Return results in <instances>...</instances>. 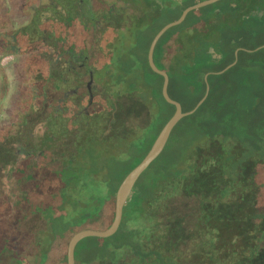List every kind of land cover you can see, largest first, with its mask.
Returning a JSON list of instances; mask_svg holds the SVG:
<instances>
[{
    "label": "trees",
    "instance_id": "obj_1",
    "mask_svg": "<svg viewBox=\"0 0 264 264\" xmlns=\"http://www.w3.org/2000/svg\"><path fill=\"white\" fill-rule=\"evenodd\" d=\"M96 1L20 0L30 20L0 22V56L25 57L18 121L0 129V264H67L75 233L112 224L119 185L175 112L148 51L203 0H132L134 20ZM195 13L218 38H174ZM263 37L264 0H220L160 38L154 60L183 111L209 94L138 179L118 231L81 240L75 264H264Z\"/></svg>",
    "mask_w": 264,
    "mask_h": 264
},
{
    "label": "water",
    "instance_id": "obj_2",
    "mask_svg": "<svg viewBox=\"0 0 264 264\" xmlns=\"http://www.w3.org/2000/svg\"><path fill=\"white\" fill-rule=\"evenodd\" d=\"M218 1H220V0H203V1H200L198 3H195L193 5L186 7L178 19L165 24L154 36V38L150 44L149 51H148L149 65L153 69V71H155L156 73H158L164 77L163 86H162V93H163L165 99L169 103L175 105V112L173 113L171 118L165 123V125L163 126L161 131L159 132L158 136L156 137L152 147L150 148V150L148 151L146 156L142 159V161L139 164H137L124 177L121 184L119 185L117 192H116V197H115V215H114V219L112 221V224L105 230L84 229V230H81V231L75 233L71 237V239L68 243L67 264H75L76 246L84 238L90 237V236L110 237L118 231V229L121 225V222H122L125 204L127 203L128 199L130 198L132 193L134 192L136 183H137L138 179L140 178V176L143 174V172L145 170H147V168L152 164V162L154 160H156L161 155V153L164 151V149H165V147L169 141V138L171 136V133L174 130L175 126L179 123V121L182 118L194 113L198 109V107L204 102V100L207 98L209 91H210L209 83H207V85H206V91H205L204 96L198 101L196 106L189 111H183L182 104L178 100L173 99L168 92V87H169V83H170L169 74L165 70L159 68L156 65L155 60H154V51H155L156 45H157L158 41L160 40V38L170 28L181 24L187 18L188 14L191 11L199 9L203 6L218 2ZM262 14H263V11L260 12V15H262ZM262 47H264V45L258 47L257 49L262 48ZM239 50L240 49L236 50V55L238 54ZM210 51L212 53H214L215 49L213 47H211ZM236 61L237 60H235L233 63L229 64L227 67H225L220 72H224L227 69H229L231 66H233L236 63Z\"/></svg>",
    "mask_w": 264,
    "mask_h": 264
},
{
    "label": "rangeland",
    "instance_id": "obj_3",
    "mask_svg": "<svg viewBox=\"0 0 264 264\" xmlns=\"http://www.w3.org/2000/svg\"><path fill=\"white\" fill-rule=\"evenodd\" d=\"M106 1L108 2V4H110L114 0H106ZM216 10L219 9L217 8ZM193 15L195 16H193L192 20L197 19L193 25L194 27H197L199 25L197 28L198 31H196L194 28L189 29L188 37H185L188 33L187 32L184 33L183 37L181 38H218L216 35L217 34L216 31L214 33L212 32V29L215 30L218 26V24H215V26L212 27L211 24L212 18L208 19V22L206 21V24L204 23L205 24L204 26L201 20L203 17L200 16V14L196 15V13ZM1 20L8 23L10 27L16 28L23 24H26L30 20V15L20 7V0H0V22ZM220 21L221 20H218V22ZM224 24H226L227 27L226 26L225 27L227 28V33L230 36H234L235 32L239 31L244 34H246V32L249 33L246 34L245 36L241 35L242 38H257V34L253 36L251 31H247V29L252 25L246 26L245 22L241 24L233 23L231 25L230 23L225 22ZM200 26L201 28H199ZM225 27H224V31H226ZM186 28L187 27L183 28L181 32H183ZM202 31L206 34H204ZM181 32L179 35H181ZM258 38H262V36ZM131 44H132V38H128L125 41V45L129 46ZM97 46H98L97 43L93 45L95 58L97 57L96 52H99ZM121 50H122V46H120V44L119 45L117 44V46L114 49V52L115 54H117L121 52ZM24 58H25L24 55H16V54L0 56V129L18 121V116H17L18 102L23 93L24 82H25V75L23 72ZM103 78H104V72L103 73L100 72V74H98L95 80L98 84H100L102 83ZM248 173H250V168H248ZM201 234L204 237H206V233L201 232Z\"/></svg>",
    "mask_w": 264,
    "mask_h": 264
},
{
    "label": "flooded vegetation",
    "instance_id": "obj_4",
    "mask_svg": "<svg viewBox=\"0 0 264 264\" xmlns=\"http://www.w3.org/2000/svg\"><path fill=\"white\" fill-rule=\"evenodd\" d=\"M182 1V0H179ZM98 4L101 5V0L96 1ZM120 2V3H119ZM110 6L115 7V9H119L121 15L129 16L130 20H134V17L138 16L141 12L139 10V7L136 8L132 2V0H114L110 3ZM142 8H144L142 6ZM118 13H116L117 15ZM188 37V36H187ZM174 38H181L180 35Z\"/></svg>",
    "mask_w": 264,
    "mask_h": 264
},
{
    "label": "crops",
    "instance_id": "obj_5",
    "mask_svg": "<svg viewBox=\"0 0 264 264\" xmlns=\"http://www.w3.org/2000/svg\"><path fill=\"white\" fill-rule=\"evenodd\" d=\"M193 23L189 24V27H187L183 32H181L180 37H183L184 33H187V35L189 34V29H192Z\"/></svg>",
    "mask_w": 264,
    "mask_h": 264
}]
</instances>
